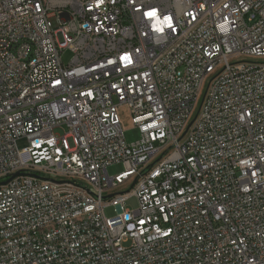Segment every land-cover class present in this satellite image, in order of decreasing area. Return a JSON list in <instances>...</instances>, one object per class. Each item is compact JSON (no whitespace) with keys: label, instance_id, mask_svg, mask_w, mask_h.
<instances>
[{"label":"built area","instance_id":"2783aa9c","mask_svg":"<svg viewBox=\"0 0 264 264\" xmlns=\"http://www.w3.org/2000/svg\"><path fill=\"white\" fill-rule=\"evenodd\" d=\"M0 264H264V0H0Z\"/></svg>","mask_w":264,"mask_h":264},{"label":"rangeland","instance_id":"374dc122","mask_svg":"<svg viewBox=\"0 0 264 264\" xmlns=\"http://www.w3.org/2000/svg\"><path fill=\"white\" fill-rule=\"evenodd\" d=\"M73 54L69 51V50H65L62 53V59L63 62L65 63V65H69L70 62L73 59ZM121 119H122V125H123V130H124V135H125V139L127 144L131 145L134 144L136 142H138L141 139V134L139 132L138 129H136L131 122V116L128 113L127 108H122L121 110ZM25 142L21 141L19 143V146L21 148H23L25 146ZM125 172V167L124 165H115L112 166L108 169V174L110 177L114 178L117 175L121 174ZM125 209L129 210V211H135L138 209V200L133 197L131 199H129L125 205ZM105 216L107 218H112L114 216L117 215L116 209L114 207H107L104 210Z\"/></svg>","mask_w":264,"mask_h":264},{"label":"water","instance_id":"95a60500","mask_svg":"<svg viewBox=\"0 0 264 264\" xmlns=\"http://www.w3.org/2000/svg\"><path fill=\"white\" fill-rule=\"evenodd\" d=\"M20 174H15L12 178H16L18 177Z\"/></svg>","mask_w":264,"mask_h":264}]
</instances>
